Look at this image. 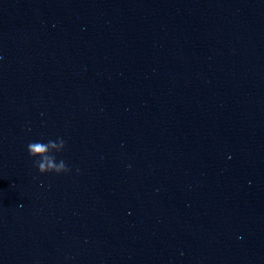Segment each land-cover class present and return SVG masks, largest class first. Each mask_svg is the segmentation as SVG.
Returning <instances> with one entry per match:
<instances>
[{
  "label": "clouds",
  "instance_id": "clouds-1",
  "mask_svg": "<svg viewBox=\"0 0 264 264\" xmlns=\"http://www.w3.org/2000/svg\"><path fill=\"white\" fill-rule=\"evenodd\" d=\"M49 144L52 147H55L56 145L50 140ZM64 144V141H62V145ZM48 151V146L42 143L32 142L28 145V152L30 156H34L36 154H44ZM45 160L47 163L43 162H37L36 165L39 169L40 173H45L46 171H50L54 166L51 163V159L48 157H45ZM64 164L63 161H61V167L63 168ZM57 172L60 171V169H56ZM67 171V169H65Z\"/></svg>",
  "mask_w": 264,
  "mask_h": 264
}]
</instances>
